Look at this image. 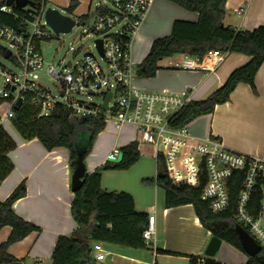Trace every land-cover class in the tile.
<instances>
[{"label": "crops", "instance_id": "crops-1", "mask_svg": "<svg viewBox=\"0 0 264 264\" xmlns=\"http://www.w3.org/2000/svg\"><path fill=\"white\" fill-rule=\"evenodd\" d=\"M53 1L68 7L72 0ZM77 1L79 3L74 11L79 16L87 13L91 15L96 6L94 0ZM198 19V12L190 11L173 1L152 0L144 23L133 39L131 53L133 48L136 49L142 63L153 41L170 35L176 20L197 22ZM224 23L242 31L254 30L264 25V0H227ZM182 54L186 53L163 58L154 76H136L135 85L154 92L167 90L186 93L190 100L205 99L227 80L234 69L245 65L251 59L250 55L231 52L225 55L215 71H190L174 66ZM132 59L135 61L133 57ZM255 84L254 91L248 83L240 82L229 101L217 105L214 112L192 120L187 125L190 132L202 138L218 137L227 147L240 152L264 155V63L256 74ZM5 110L6 106L0 105V114ZM109 123L114 126L115 135L107 147L106 155L113 147L122 148L132 141L138 142L141 155L129 169L103 171L102 188L108 191H126L134 197L138 212L148 215L155 213L156 233L149 242V247L145 249L101 242L105 258L99 260L98 252L93 249L92 264H188L189 255L207 256L205 251L212 234L202 225L193 205L167 208L164 190L157 183L144 180L156 178L158 175L156 147L141 142L134 125L127 124L116 129L112 121L106 122V127ZM128 129L132 131H127ZM104 130L97 136L103 134ZM6 131L16 141L17 147L8 154L14 163V169L0 185V200H5L25 180L27 194L16 200L13 208L20 217L41 228V231H34L11 244L8 251L17 258H26V264H52V254L59 235H70L78 227L71 211L74 192L69 150L64 146L47 150L38 138L25 140L15 131ZM106 158L107 156L88 160L87 156L84 160L86 173L105 164ZM106 171L118 174L105 175ZM11 232L10 226L2 227L0 242L6 241ZM224 242L222 241L221 246ZM160 248L176 254L159 253ZM237 258L238 261L234 262L214 259L226 264H245L248 261L246 255H238Z\"/></svg>", "mask_w": 264, "mask_h": 264}, {"label": "built area", "instance_id": "built-area-1", "mask_svg": "<svg viewBox=\"0 0 264 264\" xmlns=\"http://www.w3.org/2000/svg\"><path fill=\"white\" fill-rule=\"evenodd\" d=\"M151 1L105 0L96 3L91 26L96 35V53L88 52L76 62H64L61 70L53 66L48 68V74L58 84V93L41 83L37 73L44 66L41 42L60 35L47 22L48 6L44 3L37 9L26 6L33 12H30L31 18L26 19L25 28L16 29L0 23V38L16 49L14 53L7 48L11 54L6 59L19 70L13 71L0 61V77L4 82L0 98L5 99L1 105L6 106L5 112L0 114V125L11 122L17 101L22 99L23 102L27 97L38 109L39 116H50L61 105L80 117H103L105 122L112 121L116 129L134 125L139 140L153 144L158 151L157 158L159 154L163 156L169 175L176 182L198 185L201 173H205L207 181L202 199L209 202L213 213L230 208L232 190L237 185L234 218L264 249V155L234 150L215 136L197 137L187 126L173 128L171 121L190 101L188 94L148 91L134 83L139 67L132 59L131 47ZM8 7L4 5L1 10L7 11ZM99 7L103 10L96 12ZM97 40L102 42V52ZM226 54L218 49L203 58L182 54L174 66L211 72L217 69ZM109 93L111 96L105 109ZM92 98H100V102ZM121 154V147L115 146L108 152L106 160L118 161ZM155 233L156 215L152 213L148 215L143 237L150 242ZM93 249L98 252L99 260L105 258L101 242L95 243Z\"/></svg>", "mask_w": 264, "mask_h": 264}, {"label": "trees", "instance_id": "trees-1", "mask_svg": "<svg viewBox=\"0 0 264 264\" xmlns=\"http://www.w3.org/2000/svg\"><path fill=\"white\" fill-rule=\"evenodd\" d=\"M34 9L40 8L47 0H33ZM178 5L198 12L197 22L176 20L170 35L153 41L150 51L138 69V76L152 77L156 74L159 62L163 58L186 53L203 58L207 53L218 49L224 53L240 52L251 56L245 65L234 69L227 80L208 97L190 100L175 115L171 126L175 129L187 126L198 116L214 112L219 104L230 100V96L240 82L248 83L256 90L255 77L264 63V25L254 30H238L224 23L227 0H170ZM72 0L67 10L72 13L78 6ZM6 0H0V23L21 29L26 27V19H30L33 9L9 6L7 11L1 10ZM31 6V5H30ZM101 7L96 9L100 12ZM90 13L79 16V19L90 18ZM7 48L0 44V56H5ZM12 59V58H11ZM5 99L0 98V105ZM11 124L25 140L38 138L47 150L64 146L68 148L70 166L74 171L78 153L83 152L84 160L91 152L97 135L106 127L103 117H80L69 108L59 105L50 116H39L38 109L33 106L30 97L14 110ZM88 132L86 146H78L80 134ZM17 147L16 141L0 125V185L14 169V163L8 156ZM119 161H107L90 173H86L83 186L74 192L72 216L78 224L70 235H59L53 254L52 264H92L93 246L98 242L111 243L122 247L145 249L149 242L143 237L148 226V214L135 209L134 197L126 191H108L102 188L103 171L109 169L126 170L140 159L137 141H132L121 148ZM158 175L146 178L145 182L157 183L165 192L167 208L192 204L202 225L235 248L247 253L236 230L234 218L235 199L238 186L232 190V202L229 209L221 213H213L209 202L202 199L203 187L207 181L204 172L198 185L189 182H176L171 178L162 155L157 158ZM162 173L163 176L159 175ZM27 194L26 181H21L12 193L3 201L0 200V229L10 226L9 238L0 242V264H26V258H17L9 253V246L34 231H41L35 223L20 217L13 208L16 200ZM159 253L176 254L158 249ZM188 264H226L204 255H189ZM158 264V263H155ZM245 264H264V249L254 255H248Z\"/></svg>", "mask_w": 264, "mask_h": 264}, {"label": "rangeland", "instance_id": "rangeland-1", "mask_svg": "<svg viewBox=\"0 0 264 264\" xmlns=\"http://www.w3.org/2000/svg\"><path fill=\"white\" fill-rule=\"evenodd\" d=\"M99 2H105V0H94V5ZM47 6L52 8H57L60 10L63 14L69 15L73 17L74 19L78 20V23L73 27V30L71 32H62L57 37H53L50 40L42 41L40 44L41 47V53L44 59V66L37 72L40 77V82L43 83L46 87L50 88L54 93H58V84L57 82H54L53 79L48 74V68L50 66H53L57 70H61L64 66V62H67L69 60H72L73 62L78 61L80 58H82L86 53L92 52L96 53L95 50V40L96 35L91 30V26L94 24V17L90 16L88 19H79V13L76 11H73L70 13L67 10V7H64L62 5H58L53 0H47ZM0 44L5 47L11 49L14 53H16V49L11 48L10 44L6 42L5 40L0 38ZM134 62L136 63L137 67H140L141 59H139V56L136 52V49L132 50ZM0 61L2 64H4L7 68L13 70V71H19L18 68L6 58H2L0 56ZM135 76H138V72L135 74ZM4 82L2 77H0V88H3ZM95 102H100V98H92ZM6 130L9 132H14L18 135H20L15 128L10 124V121H7L4 126ZM127 131H132L131 129H128ZM115 132H114V126L112 124H108L105 128L103 134H101L99 137L97 136L95 138L93 148L91 152L88 154V160H98L104 158L106 155L107 147L111 144L113 138H114ZM88 132H83L80 134L79 140H78V146L81 148V146H86L88 142ZM99 138V140H98ZM97 142V145L95 144ZM94 153V155H92ZM120 160V159H119ZM118 160V161H119ZM117 175L118 173L115 172L112 173V171L105 172V175ZM238 255H246L248 257V254L235 248L233 245L224 242L223 245L220 247L216 255L214 256L215 259H219L222 262H229V261H238L237 256Z\"/></svg>", "mask_w": 264, "mask_h": 264}, {"label": "water", "instance_id": "water-1", "mask_svg": "<svg viewBox=\"0 0 264 264\" xmlns=\"http://www.w3.org/2000/svg\"><path fill=\"white\" fill-rule=\"evenodd\" d=\"M7 6H16L18 8H24L28 5L34 6L35 2L33 0H6ZM94 15V11L91 12V16ZM46 19L47 22L54 28L57 34L61 32H70L72 28L76 25V20L69 16L63 14L57 8L48 7L46 11ZM99 44V48L102 52V42L101 40H97ZM11 54L10 50H7L5 54V58H9ZM111 94L109 93L107 99L104 104V108L107 109L108 99L110 98ZM22 104V99H19L16 104V108H19ZM76 166L73 171L72 176V191L76 192L80 189L84 184V177L86 175V165L83 158V152L80 150L78 153V158L76 160ZM159 175L163 176L162 173ZM236 230L240 237L241 243L245 248V251L248 255L254 256L261 251V246L258 244L254 238L248 233L246 229H244L241 225L236 226ZM222 240L217 236H212L207 248H206V255L207 256H214L220 249Z\"/></svg>", "mask_w": 264, "mask_h": 264}]
</instances>
